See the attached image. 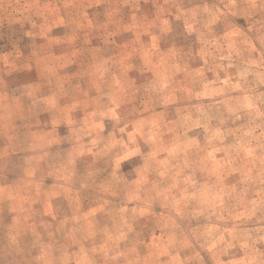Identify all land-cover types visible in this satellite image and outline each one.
Instances as JSON below:
<instances>
[{"label": "rangeland", "instance_id": "374dc122", "mask_svg": "<svg viewBox=\"0 0 264 264\" xmlns=\"http://www.w3.org/2000/svg\"><path fill=\"white\" fill-rule=\"evenodd\" d=\"M0 264H264V0H0Z\"/></svg>", "mask_w": 264, "mask_h": 264}, {"label": "crops", "instance_id": "0c3cea01", "mask_svg": "<svg viewBox=\"0 0 264 264\" xmlns=\"http://www.w3.org/2000/svg\"><path fill=\"white\" fill-rule=\"evenodd\" d=\"M24 109H25L24 106L21 104L20 105V124H22L24 126V125H27L26 123H28V120L39 119L40 114L33 113L34 114V117H28L26 114L23 113ZM24 166H28V165L26 164ZM32 167L33 168H36L37 166L36 165H32ZM21 182L22 181L20 180V185H22ZM55 198H56V195L55 194L48 195V198H46L48 200V203H49L50 207H51V205H54L53 202H54ZM49 213L50 214H52V213L54 214L53 208H51V211Z\"/></svg>", "mask_w": 264, "mask_h": 264}]
</instances>
